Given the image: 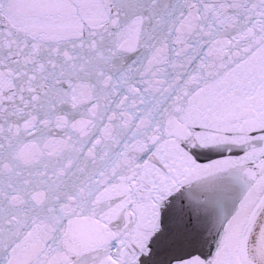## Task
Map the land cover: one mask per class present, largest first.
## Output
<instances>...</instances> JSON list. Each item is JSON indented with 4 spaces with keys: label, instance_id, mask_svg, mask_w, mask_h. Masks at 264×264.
Here are the masks:
<instances>
[{
    "label": "snow or ice",
    "instance_id": "obj_1",
    "mask_svg": "<svg viewBox=\"0 0 264 264\" xmlns=\"http://www.w3.org/2000/svg\"><path fill=\"white\" fill-rule=\"evenodd\" d=\"M0 264H264V0H0Z\"/></svg>",
    "mask_w": 264,
    "mask_h": 264
}]
</instances>
